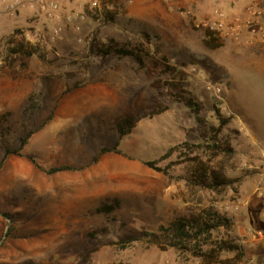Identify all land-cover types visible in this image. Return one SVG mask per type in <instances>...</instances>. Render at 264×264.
Wrapping results in <instances>:
<instances>
[{
    "label": "rangeland",
    "instance_id": "rangeland-1",
    "mask_svg": "<svg viewBox=\"0 0 264 264\" xmlns=\"http://www.w3.org/2000/svg\"><path fill=\"white\" fill-rule=\"evenodd\" d=\"M17 1L0 0V264H204L119 241L207 207L237 224L244 206L264 216V36L257 23L240 39L213 28L245 23L251 0ZM14 38L39 53L9 56ZM108 45L141 47L145 65L97 53ZM155 59L177 70L151 76ZM126 112L135 127L118 142ZM32 131L20 155L7 152ZM61 165L75 170L45 171ZM261 233L216 231L244 255L213 264H264Z\"/></svg>",
    "mask_w": 264,
    "mask_h": 264
},
{
    "label": "trees",
    "instance_id": "trees-1",
    "mask_svg": "<svg viewBox=\"0 0 264 264\" xmlns=\"http://www.w3.org/2000/svg\"><path fill=\"white\" fill-rule=\"evenodd\" d=\"M110 20H113V17H110ZM205 38L206 44L208 45H212V42L218 40L215 34L210 31L206 32ZM10 42L12 46L8 48L9 56L23 55L30 57L39 53V50L36 47L26 45L23 42L18 41L16 38L12 39ZM91 50L93 53L96 52L94 46ZM111 52H114L119 56H131L139 65H145L144 56L142 54L143 49L141 47H113L112 45H108L100 46L97 50V53L103 55H108ZM148 70L150 71L149 75L152 76V74L166 73L177 69L167 65L163 59H155L151 62ZM187 102L188 106H196V104H193L191 99H188ZM38 105L39 103L31 99V102L28 104L26 110H29L30 113H32L37 109ZM116 126L119 142L121 139L132 133L135 127L134 116L130 112L124 113V115L120 116L116 120ZM33 133L34 131L28 133L25 137L20 139L19 149H15L14 151L7 150V152H13L20 155L21 149L27 144ZM212 144L213 146H216V142ZM109 151H111L109 148H103L101 149V154ZM31 159L34 163L37 162L33 157H31ZM94 160H98V156L95 157ZM146 163L152 168L166 172V169L157 167L155 161H147ZM66 170H75V167L71 165H61L45 169L48 174H54ZM214 176L215 175H213V179L209 178L210 181H208V179H200L199 185L207 186L208 184H218L216 181L217 178ZM118 203V199H116L113 203H105L98 207L97 211L109 214L115 210ZM232 224V220L229 217L223 215L212 207H207L196 211L189 216H180L175 218L169 224L161 225L156 232L147 231L142 233L139 237H128L120 240L119 244H121L122 248H125L132 242L145 241L149 244L156 245L161 249L176 248L181 252L201 258L204 264L222 263L224 262V259H221V255L223 253H234L237 259L244 255V249L238 242V238L230 235L221 237L215 234V232L221 228L230 230ZM234 258L230 259V264L233 263Z\"/></svg>",
    "mask_w": 264,
    "mask_h": 264
},
{
    "label": "built area",
    "instance_id": "built-area-1",
    "mask_svg": "<svg viewBox=\"0 0 264 264\" xmlns=\"http://www.w3.org/2000/svg\"><path fill=\"white\" fill-rule=\"evenodd\" d=\"M9 7L11 10H14L16 6H18L17 0H9ZM50 9H52L53 12H58V5L52 3L50 5ZM248 19L245 23L242 22H233L228 23L224 20L220 21L215 28L218 30V32L222 34H231L237 37V39H240L242 36V33L244 32L245 28H250L252 33L257 32V28L255 27L254 23L259 24V30L260 34L264 36V0H251V3L248 8ZM56 17H58V14H56ZM69 22L72 21L71 16L66 17ZM260 236L264 237V235L261 233Z\"/></svg>",
    "mask_w": 264,
    "mask_h": 264
},
{
    "label": "crops",
    "instance_id": "crops-1",
    "mask_svg": "<svg viewBox=\"0 0 264 264\" xmlns=\"http://www.w3.org/2000/svg\"><path fill=\"white\" fill-rule=\"evenodd\" d=\"M250 200V199H249ZM244 209L240 214H238V220L240 221L237 224V217L232 219L233 221V227L235 229V234H240L246 232V228L250 225L251 228H257L264 231V216L261 215V211L254 209H250L248 206H244ZM246 208V210H245ZM237 215V213H236ZM247 226V227H246ZM237 229L240 230L239 233H237ZM254 242H256L257 245L261 244V247L264 249V237L255 239ZM263 254V253H262ZM261 252H257L255 256L259 258H264Z\"/></svg>",
    "mask_w": 264,
    "mask_h": 264
}]
</instances>
